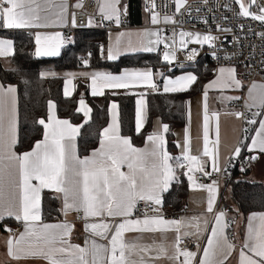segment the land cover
Instances as JSON below:
<instances>
[{
    "label": "snow or ice",
    "instance_id": "snow-or-ice-1",
    "mask_svg": "<svg viewBox=\"0 0 264 264\" xmlns=\"http://www.w3.org/2000/svg\"><path fill=\"white\" fill-rule=\"evenodd\" d=\"M99 2V0H98ZM175 13H180L187 0H173ZM239 15L251 16L264 23V5L259 12L251 11L256 0H236ZM146 11L150 13L153 25L161 22L177 23L174 16L162 18L156 0H148ZM73 7L82 8V0H77ZM166 7V5H165ZM68 0H0V28L8 30L46 29L67 26L69 23ZM99 12L103 19L116 25L123 23L121 17L128 12L127 5L121 7V0H102ZM91 18L89 23H91ZM70 23L76 26V14L71 13ZM162 29L143 32H120L114 45L107 48V59L116 60L123 52H155L159 45L164 46L163 59L171 63L176 59L175 44L177 33L171 38L162 34ZM35 55L51 57L60 55V50L70 41L59 31H35ZM179 43L187 48L189 43L200 45L214 44L216 37L209 34L180 31ZM264 36V32L260 33ZM129 39L122 44L121 37ZM140 37V43L134 44L131 37ZM154 37V39H153ZM188 39H185V38ZM170 40V42H169ZM103 49V46H101ZM14 54V42L9 38H0V57ZM197 55L191 50L189 59ZM88 64V60H83ZM42 76L56 75L42 72ZM153 70L124 69L120 74L105 71L68 73L65 81L64 95H72L76 85L73 79L84 77L90 80L89 87L93 96H103L105 90L126 91L143 88L156 92L160 85L154 79ZM159 75H163L160 73ZM197 77L191 73L175 78L167 77L163 81L164 93H179L189 90ZM242 82L236 76L234 67H220L217 77L204 86L203 92V149L198 155L191 154L190 126L184 130V142L179 144L181 155L173 157L167 151L166 133L169 125L159 124L146 137L143 148L135 147L131 139L120 134L119 105L113 102L109 111L111 122L100 133V147L91 155L81 157L75 142L82 125H73L67 119L55 115L56 105L48 102L47 120L40 118L37 123L44 129L43 138L37 140L31 150L18 153V120L16 109V88L13 85L0 84V221L14 217L23 222L24 230L17 234L5 226L9 233L7 239L8 254L14 260L42 259L47 264H157L165 259L169 264H194L201 250L191 251L183 245L184 238L197 241L209 229L207 216L181 217L167 219L160 212L163 194L169 190L173 181H178L177 171L186 169L182 174L187 176L189 187L193 190H204L207 193L206 213H213L219 192L218 181L200 183L196 173L202 177H212L213 173L226 170L220 164L219 113L212 112L216 118V138L209 140V89L240 88ZM259 97L252 96L257 88L255 83L249 88V95L255 103L247 107L264 108V85ZM115 95L116 92L113 91ZM136 108V132L139 134L145 123L146 93L139 92ZM222 100H238L236 96H222ZM77 112L89 117V108L83 97L79 100ZM237 118L243 113L235 112ZM255 116L261 113H254ZM87 122V121H86ZM256 124L255 118L248 120ZM247 131V129H245ZM247 139V137H245ZM211 143V148L209 144ZM242 147L264 153V119L259 120V127L251 137V143L244 145L241 141L232 155L239 157ZM252 156L249 159H257ZM211 161V171L209 168ZM127 171H122V167ZM35 181V183H34ZM51 190L56 195L53 199L62 198L60 211L65 220L57 223H45L42 218V193ZM146 205L141 217L134 215L138 203ZM149 211L153 214L149 215ZM70 212L82 213L85 231L90 234L84 246L70 242L71 232L75 225L66 219ZM226 211L216 212L211 225L207 243L202 249L198 264H226L235 250V245L225 234L228 226ZM95 220V222H89ZM254 221H257L254 223ZM174 236L171 240L169 233ZM135 234V235H128ZM151 242H145V236ZM157 234L159 239H157ZM99 237L107 240L100 243ZM238 264H264V212L252 213L248 217L247 233L239 250Z\"/></svg>",
    "mask_w": 264,
    "mask_h": 264
},
{
    "label": "trees",
    "instance_id": "trees-1",
    "mask_svg": "<svg viewBox=\"0 0 264 264\" xmlns=\"http://www.w3.org/2000/svg\"><path fill=\"white\" fill-rule=\"evenodd\" d=\"M127 25H141L143 12L141 0H127ZM0 36L12 39L14 54L10 56L11 68H5L0 58V80L3 84H15L18 89V144L16 151H29L37 140L43 138V127L37 123L40 118L48 117V102L56 104V111L60 118L67 119L73 124L82 125L77 145L78 154L84 157L98 147L100 133L109 122V104L116 101L119 105L120 130L123 136L131 139L134 146H143L146 137L153 131V121L159 118L169 125L166 133L167 150L176 157L177 145L174 139V129L187 123V101L202 90L205 82L214 75V68L201 69L198 67H183L172 69L163 61L159 48L155 52H135L121 55L116 60H108L105 49L108 41V31L97 29H80L74 33L72 41L65 44L60 55L51 57H37L35 42L32 33L25 30H7L0 28ZM103 46V49L101 48ZM87 59L85 67L90 69H106L112 73L122 72L134 66H149L155 72L166 70L167 74L175 75L180 71H195L197 80L192 87L179 93H164L163 91H145L147 101V118L144 127L136 132V93L126 90H105L103 96H93L87 78H77L72 95H64V75L42 76V70L52 65L57 70H72L82 67L83 60ZM113 91L116 94H113ZM83 97L91 107L90 118L84 120L82 112H77L79 100ZM258 123H256L257 128ZM256 130V129H255ZM254 130V132H255ZM254 132L243 139L244 145L249 144ZM241 158L252 157L255 153L247 147H242ZM252 161V159H250ZM248 165L239 169L237 165L229 169L224 185L230 187L231 201L236 206L232 208L236 217L248 216L253 212H264V182L250 180ZM177 171L178 181H174L167 192L163 194L161 208L171 216H179L186 211V200L189 194L187 176ZM56 194L51 190L42 193V218L44 221H55L61 215L60 199H53ZM227 206V205H224ZM231 208L229 207V210ZM3 223H9L15 229L20 225L14 218H6ZM2 223V224H3ZM17 230V229H16ZM15 231V230H14ZM199 258V257H198Z\"/></svg>",
    "mask_w": 264,
    "mask_h": 264
},
{
    "label": "built area",
    "instance_id": "built-area-1",
    "mask_svg": "<svg viewBox=\"0 0 264 264\" xmlns=\"http://www.w3.org/2000/svg\"><path fill=\"white\" fill-rule=\"evenodd\" d=\"M263 1L256 0L252 8L254 12H259V7L263 5ZM82 2L83 7L78 8L73 7L72 0L69 1V23L63 28V35L70 42L72 41L74 33L80 29L108 31L127 26V15L122 17L123 23L121 25H116L112 21L103 19L102 14L96 9L95 0H82ZM156 4L157 8L155 10L160 13L161 18L164 15H169L174 16V19L177 21V23H164L161 19V22L157 25L145 22L147 27L152 26L162 29V34L166 37L171 38L173 31L177 33L175 37L176 59L171 63L163 59L170 68L198 67L205 70L208 67L216 69L222 65H231L236 68L239 79L244 83V89L255 78L260 77L264 79V36L260 35V33L264 32V23L252 17L239 15L240 9L235 0H191L180 13H175L173 0H156ZM146 5L150 6L148 0H141L143 15L149 18L150 13L146 11ZM73 12L76 14V26L70 23L71 13ZM90 18L91 23H89ZM180 31L201 34L210 33L216 39L212 45H200L192 42L188 44L187 48H182L178 35ZM185 39L188 38L186 37ZM159 46L163 53L165 50L164 46L162 44ZM192 49H195L197 55L194 59H189ZM228 106L244 114L242 117L241 139L243 140L245 137L250 136L256 129V124H249L248 120L253 118L257 120V118L253 115V107H247L244 93L238 100L229 102ZM250 163L251 160L249 157L243 159L232 158L226 164V170L220 173H213L210 178L202 177L199 173H196V176L200 183L207 184L211 183L212 180H216L218 181V185L221 186L224 180L227 179L231 167L237 165L239 169H244ZM145 207L144 202H139L136 212L143 214ZM159 207L161 212L162 208L161 206ZM220 210H224L226 213L230 211L229 206H220ZM77 218L80 219L81 216L78 215ZM225 221L228 225L226 227L229 234L228 237L233 241L236 236L238 220L235 216L231 215L229 217L227 216ZM197 243H199L200 249L202 250V242L190 237L184 238L183 240V245L191 251H197ZM201 250L198 252L194 264L197 262Z\"/></svg>",
    "mask_w": 264,
    "mask_h": 264
},
{
    "label": "crops",
    "instance_id": "crops-1",
    "mask_svg": "<svg viewBox=\"0 0 264 264\" xmlns=\"http://www.w3.org/2000/svg\"><path fill=\"white\" fill-rule=\"evenodd\" d=\"M69 1L70 0H68V4H69ZM95 1H96V9L99 12V2H102V0H99V2H98V0H95ZM72 2H73V5H75L77 3V0H72ZM41 3L43 4L44 0H41ZM123 5H127V7H128L127 0H121V7H123ZM122 17H121V19H122ZM146 19H147V17L143 16V23L141 25H127V26L122 27V28L108 30V41H107L106 48H108L109 44L110 45H114L115 41H116L117 33H110L111 31L119 30V29L122 30L123 29V31H126V32H133V33H135L134 31L143 32L144 29H150V27H152V26L147 27L145 25ZM64 27L65 26H57V27L46 28V29L42 28V29H32V30L22 29V30L28 31L30 33H34L35 31H48V32L59 31V32H61L63 34V31H64L63 28ZM153 28L156 29V27H153ZM18 30H20V29H18ZM133 37H136V36H133ZM133 37H131V38H133ZM0 38H6V37L0 36ZM127 40H124L121 37L122 44L126 43ZM140 40H141L140 37L132 39L134 44H139ZM159 48H160V46L158 47V49ZM139 52H144V51H139ZM161 52H162V50H161ZM128 53H135V52H123L121 55L124 56V54H128ZM106 55H107V53H106ZM10 56L11 55H9L7 57H0L3 66L5 68H8V69L12 67V62L10 60ZM134 67H136V66H134ZM146 67H149V66H146ZM220 67H234V66L222 65V66H219L218 68H216L215 71H214L215 72L214 75L212 76L211 79H209V81L205 82V84L202 87V90L200 92H198L197 94H195V96L190 97L188 99V101H187V109H186L187 110V114H188L187 123H185V125L182 126V127H178L176 129H174V131H173L174 132V139H175V142H176V145H177L176 156H180L181 155V147L178 146V142H179V144H183V142H184V130H185V128H187L189 126H190V136H191V154L198 155V154H200L202 152V149H203V139H202V137H203V92H204V86L207 85L210 81L214 80L217 77L218 69ZM130 68H132V67H130ZM92 71L109 72L106 69H90V68L85 67V64H84L80 68L67 70V72H65V74H68V73H81V72H92ZM160 71H163V75L161 77V80L159 81L160 84L158 83L160 85V90L159 91H163V81H164V79L167 76H175L176 74L175 75L167 74L166 70H163V69L160 70ZM191 71H193V70H191ZM153 72H154V74H156V72L154 70H153ZM120 73L121 72L113 73V74H120ZM193 73L196 76L195 71H193ZM156 76H158V75L156 74L154 76V79L156 80V82H158ZM236 76L239 79L237 73H236ZM65 77H66V79L68 78L66 75H65ZM77 78H81V77H76V78L73 79V84L74 85H75V82H76ZM82 78H84V77H82ZM66 79H65V81H66ZM240 81L242 82V80H240ZM88 83L90 84V80L89 79H88ZM253 83H255L257 85V88L253 91L252 96L257 97V100H258L259 93L262 91L259 86L260 85H264V79L260 78V77L259 78H255V80L252 83H250L245 89H244V83L242 82V87H240L238 89L237 88H230V89H218V88H215V89H209V91H208V109H209V115H210V120H209V140L211 142L212 140H214L216 138V118L215 117H211V113L212 112H218L220 114L219 115V138H220L219 150H220V164H221L222 168H224L226 166V164H228V162L232 158L242 159L241 158V154H240L239 157H234L232 155L235 147L238 144H240L241 141H242L241 136H240L241 135V127H242V118H237L234 115V113L237 112V111L232 109V108H230L228 106L229 102L234 101V100H222L221 97L222 96H236V97L240 98L242 96V94L244 93V99L246 101V104L247 105L253 104V103H255V101H253L252 97H250V95H249V88L252 86ZM0 84H3L1 80H0ZM3 85L4 86L13 85L16 88L15 96H16V109H17V120H18V89L19 88H17V86L15 84H11V83L3 84ZM64 86H65V84H64ZM119 90H121V89H119ZM90 92H91V89H90ZM138 99H140L139 96L137 97V100ZM144 99L146 101V97H144ZM85 102H86L87 106L89 108H91L89 103L86 100H85ZM113 102L118 104L116 101H112L111 100V102L109 104V109H110V106H111V104ZM136 108H137V103H136ZM253 109H254V113H261V115L255 116L257 118V123H258L257 128H258L259 127V120L260 119H264V108L253 107ZM118 111H119V109H118ZM90 114H91V112H90ZM90 114H89V117H85L84 114H83L85 121H87L90 118ZM55 115L57 116V118L63 119V118H60L58 116L57 111H56V107H55ZM145 115H146V118H147V101H146ZM110 122H111V112L109 111V122H108V124ZM145 122H146V120H145ZM158 122H159V124H165L159 118H155L154 121H153V128H152L153 130L159 126ZM18 124H19V120H18ZM73 125H77V124H73ZM107 125L105 127H107ZM119 125H120V121H119ZM144 125H145V123H144ZM120 134H121V130H120ZM254 135H255V132H254V134L252 136H254ZM77 138H78V135L76 136V139H75L76 145H77ZM250 143H251V138H250L249 144ZM145 145H146V142H145V144L143 146H140L138 148H143V147H145ZM211 146L212 145L210 143L209 147L211 148ZM99 147H100V143H99L98 147H96L95 149H97ZM135 147H137V146H135ZM77 151H78V145H77ZM92 151L88 155H91ZM253 152L254 153H258L259 156H261V155L264 156V153L259 152V150H254ZM169 154L174 157V155L172 153H169ZM88 155H86V156H88ZM210 165H211V161L209 159V168H208V170L211 171V166ZM121 170L122 171H127L126 165L123 166ZM185 171H186V169H185ZM173 182H172V184H173ZM34 183H35V181H34ZM224 183L221 186H219V192L217 194V199H216V203H215V206H214V212L213 213H206V207H207L206 197H207V193L204 190H199V189L193 190V189L190 188L189 194H188V197H187V200H186V202H187L186 211L183 214H181V215H179L177 217L176 216H171V215H168L167 213H165L163 209L161 211V214H163L165 216V218H167V219H179L181 217H186L187 218V217H192V216H199L201 214L206 215L207 219L209 221V229L198 240V241L203 243V246H202V249H203V247L207 243L206 238H207L208 235H210L211 225H212V223H214L213 217H214L216 212L220 211V206L227 205V206H229L231 208L230 211H228L226 213L225 220H226L227 216L228 217L231 216V215L235 216L234 211L232 209V205H231V191H230V187H228L227 185H224ZM60 201H61V208H62V198L60 199ZM253 213H260V212H253ZM143 214L137 213L136 211L134 213V215L136 217H141ZM151 214H153V213L149 212V215H151ZM251 214L252 213H250L248 216H243V217H242V215L240 217H236L235 216L237 218V220H238L237 229H236V236H235L233 241H231L229 239V237H228V239L235 245V250L229 256L228 260L226 261V264H238L239 250H240L242 244L245 241L246 233H247L248 217ZM78 215H80L82 217V213L78 214L76 212H70L68 214V216L66 217V219L68 221H70L72 224L75 225V228L71 232L70 242L73 243V244H79L80 246L83 247L84 244H85V240L89 238L90 234L85 231V226H84L85 225V221L82 218L78 219L77 218ZM6 218H14V217H6ZM14 220H16V219L14 218ZM63 220H65V216L61 212V215H60V217L57 220L49 221V222L48 221H44V220L43 221L45 223H57V222H61ZM3 221H0V264H47V261H44L42 259H27V260H19L18 261V260H14L11 256H9L8 248H7V239H8L9 233L5 230V226H7L10 229L15 230V232L17 234H19V232H22L24 230V227H23V222L22 221H18V223H20V225L16 227L17 230L15 229L14 226L12 227V225H10L9 223H3ZM89 222H95V220H89ZM256 222L257 221H254V223H256ZM225 234L227 236L229 235L227 230H226V228H225ZM128 235L131 236V235H135V234H128ZM173 236H174V234L170 232L168 234L169 240H171L173 238ZM95 239H97V241L100 242V243H107V240H102L99 237H95ZM157 239H159V235L158 234H157ZM192 239H194V238H192ZM194 240H196V239H194ZM145 242H151L150 239H148V234H146V236H145ZM201 256H202V250H201L199 258ZM199 258H198V260H197V262L195 264H198ZM157 264H169V262L167 260H165V259H161V260H159L157 262Z\"/></svg>",
    "mask_w": 264,
    "mask_h": 264
},
{
    "label": "rangeland",
    "instance_id": "rangeland-1",
    "mask_svg": "<svg viewBox=\"0 0 264 264\" xmlns=\"http://www.w3.org/2000/svg\"><path fill=\"white\" fill-rule=\"evenodd\" d=\"M190 1L191 0H187V3L190 2ZM263 5H264V1H263ZM145 22H147L149 24H152L151 21H150V18H147ZM156 29H158V28H156ZM156 29L153 28V27H150L149 30H156ZM118 32L120 33V32H126V31H123V29L122 30L119 29V30L111 31L110 33H117L118 34ZM134 32H141V31H134ZM128 38L129 37H127V36L122 37V39H124V40H127ZM134 38H137V37H133L131 39H134ZM153 39H154V37H153ZM109 45H108V47H109ZM158 47H157V49H158ZM105 53H107V48L105 49ZM147 68H150V67L136 66V67H132V68H128V69H147ZM42 72H50V73H55L56 75H64L65 76L66 75L65 72H67V70H57V69H54V67L52 65H48V66L43 68ZM160 73H163V71L158 70V72H156V74L158 75V76H156L157 77V81H158L157 83H159V81L161 80V77H162V75H159ZM188 73H191V74L194 75L193 71L185 70V71H182V72L180 71V73L176 74L175 76H167V77L175 78L177 76L188 74ZM47 76H52V75H47ZM145 91H149V90H146V89H143V88H135V89L128 90L126 92L139 93V92H145ZM258 157L259 158H257L255 161L252 160L251 163L248 164L247 167H248V170H249V174H248L247 178H249L250 180H256V181L264 182V156L263 155H261V156L258 155ZM231 205H232V208L236 209V206L232 203V201H231Z\"/></svg>",
    "mask_w": 264,
    "mask_h": 264
},
{
    "label": "water",
    "instance_id": "water-1",
    "mask_svg": "<svg viewBox=\"0 0 264 264\" xmlns=\"http://www.w3.org/2000/svg\"><path fill=\"white\" fill-rule=\"evenodd\" d=\"M235 1H236V0H235ZM238 6H239V5H238ZM253 6H254V4L251 6V9H250L251 11H253V9H252V8H253ZM253 12H254V11H253ZM249 17H251V16H249ZM253 156H256V157H258V153H255ZM252 160H253V159H252ZM255 160H256V159H254L253 161H255Z\"/></svg>",
    "mask_w": 264,
    "mask_h": 264
}]
</instances>
